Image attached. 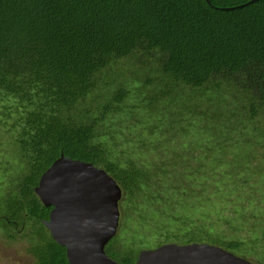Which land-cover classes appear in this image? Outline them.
Instances as JSON below:
<instances>
[{"label":"trees","instance_id":"1","mask_svg":"<svg viewBox=\"0 0 264 264\" xmlns=\"http://www.w3.org/2000/svg\"><path fill=\"white\" fill-rule=\"evenodd\" d=\"M61 155L120 188L113 261L264 264V0H0V235L31 264H69L35 193Z\"/></svg>","mask_w":264,"mask_h":264},{"label":"water","instance_id":"2","mask_svg":"<svg viewBox=\"0 0 264 264\" xmlns=\"http://www.w3.org/2000/svg\"><path fill=\"white\" fill-rule=\"evenodd\" d=\"M35 193L45 207H52L44 225L65 248L69 264H119L104 247L118 227L121 191L104 170L61 155L42 174ZM135 264L253 263L210 244L170 243L141 251Z\"/></svg>","mask_w":264,"mask_h":264},{"label":"rangeland","instance_id":"3","mask_svg":"<svg viewBox=\"0 0 264 264\" xmlns=\"http://www.w3.org/2000/svg\"><path fill=\"white\" fill-rule=\"evenodd\" d=\"M181 209L183 211L187 210L183 207ZM127 227H129V225L125 224V228L123 227L119 231V235L122 237V239H125L129 235L131 236V233L128 232ZM22 247L23 245L20 243L11 245L7 244L4 240H2L0 235V264H31L29 256L24 253ZM238 256L240 255L238 254Z\"/></svg>","mask_w":264,"mask_h":264}]
</instances>
